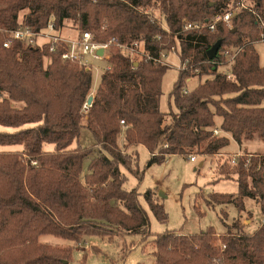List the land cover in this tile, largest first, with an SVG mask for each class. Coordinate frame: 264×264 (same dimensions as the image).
I'll list each match as a JSON object with an SVG mask.
<instances>
[{"label": "trees", "instance_id": "trees-1", "mask_svg": "<svg viewBox=\"0 0 264 264\" xmlns=\"http://www.w3.org/2000/svg\"><path fill=\"white\" fill-rule=\"evenodd\" d=\"M249 2L257 14L236 13L231 26L219 24L210 32L183 27L232 12L236 0H0V126L14 129L0 131V145L23 147L21 152H0V264L70 263L73 248L44 244L42 236L83 244L89 236L113 242L127 235H151L142 194L126 190L121 170L141 174L138 153L128 152L132 147L149 151L150 167L195 149L209 158H224L230 138L264 141V67L256 50L264 0ZM51 20L58 31L71 22L80 34L90 32L102 43L116 38L139 45L148 56L132 62L114 52L110 69L94 90L91 71L62 59L64 46L54 52L49 45L34 49L20 41L4 46L20 26L40 32ZM218 42L220 54L211 61L207 52ZM227 47L242 48L230 77L219 70ZM168 52L178 54L185 69L170 95L176 111L164 113L162 84L169 67L153 59ZM195 76L211 78L187 90ZM93 93L92 106L85 111ZM82 126L94 145L72 149ZM216 128L220 136H215ZM46 143L54 144L55 151H45ZM246 162H223L222 170L237 178L238 193L212 194L209 207L233 204L241 213L245 199H252L264 216V158ZM143 197L156 219L166 223L168 215L156 193L148 190ZM227 229L223 251L216 246L213 227L191 236L156 235L154 264H264V227L247 233L235 220ZM233 235L239 237L236 244Z\"/></svg>", "mask_w": 264, "mask_h": 264}, {"label": "rangeland", "instance_id": "rangeland-1", "mask_svg": "<svg viewBox=\"0 0 264 264\" xmlns=\"http://www.w3.org/2000/svg\"><path fill=\"white\" fill-rule=\"evenodd\" d=\"M24 14L22 13L21 18L24 17ZM78 34V31L72 27V23L66 22L58 35L70 39V37H77ZM256 50L260 54L261 66L264 67V44H257ZM117 51L116 49L110 51L109 58L95 64L97 68L93 71L94 90L98 87L101 77L105 73L104 68L110 65L108 60ZM167 55L166 66L169 69L163 79L160 104V109L164 113H168L171 110L176 111L170 95L182 67L178 54L168 52ZM227 68L228 66H220L219 70L224 71ZM208 78H211V76L191 77L187 90H193ZM262 106L264 107V101ZM216 120L218 123L221 122V118H216ZM0 131L12 132L14 129L0 126ZM124 136L123 132L119 138L121 147L125 145ZM93 145L94 139L91 133L82 126L80 135L73 142L71 148H90ZM44 150L54 152L55 145L46 143L44 144ZM21 151H23L21 145H0V152ZM128 152L138 153V169L141 174L135 175L122 167L121 170L126 178L125 188L128 191L136 190L142 194L141 201L148 212L151 235L148 237L127 235L124 238H115L113 242H109L107 238L89 236L83 244L71 243L53 236H42L40 241L44 244L73 248L74 253L68 264H154L152 243L156 235L174 232L191 236L206 231L210 227L216 230V246L223 251V246H225V241L227 240V237H225L228 230L227 226L232 225L235 220H240L241 224L244 225V232L247 233H253L260 226L263 216L259 206L252 199H245V210L241 213L233 204L211 208L206 202L212 194L238 193L236 176L229 170H222V164L226 160L230 161L229 158L238 155L240 152H248L253 155L264 154V141L258 137L245 138L242 143L230 138V145L224 149V155H221L224 158H209L198 154L195 149L189 155H174L171 156L168 162L150 167L148 166V161L151 159V155L145 147H132ZM97 154L98 149L94 151L93 156ZM191 154L197 157V162L193 163L189 160ZM90 159H87L84 163L81 175L82 180L88 173ZM148 190L155 192L156 197L163 204L168 215L166 223L158 221L145 202L143 194ZM223 212L227 213L226 218H224ZM238 238L237 235H233L232 241L234 242V239L238 240Z\"/></svg>", "mask_w": 264, "mask_h": 264}, {"label": "built area", "instance_id": "built-area-1", "mask_svg": "<svg viewBox=\"0 0 264 264\" xmlns=\"http://www.w3.org/2000/svg\"><path fill=\"white\" fill-rule=\"evenodd\" d=\"M236 1H237L236 9L233 10L232 12H227L225 14L218 15L212 21H207L205 23L186 22L183 27L184 28L183 30L203 31L207 29L210 32H215L219 24H226L228 26H231L232 16L236 13H240L242 11H251L254 14H257L255 11H253V5H251L249 0H236ZM58 34L59 31L56 29L53 20L49 21L47 27L40 32H36L28 26H20L18 29L10 33V37L7 40V42L4 44V46L6 48H9L12 42L20 41L23 42L26 46L32 47L34 49H41L44 46L49 45L51 47L50 48L51 52H54L57 46H64L66 47L65 52L62 54V59L64 61L75 62L82 69L91 71L92 73L97 68L95 64L99 61H104L105 59L109 58L110 55L109 52L114 49L120 51L124 56L129 57L132 62L142 60L145 56V52L141 46L139 45L128 46L127 44L121 43L116 38H111L109 41L102 43L95 40L94 36L90 32L81 33L80 36L75 40H66ZM258 43L264 44V21H262L261 23V36ZM101 50L103 51V55H99V52ZM241 51L242 48L227 47L224 48L223 51L221 52V55L225 59V64H223V66H228V68L224 72L227 76L229 77L231 76V67L234 64L237 54L240 53ZM148 58L152 59L151 57ZM167 58H168L167 53H162L159 58H155L153 60L157 64L166 65ZM187 63L188 61L185 63V66ZM109 69L110 66L104 68V72H106ZM180 69L184 70L185 67L183 66ZM183 92L187 93V90H183ZM93 95L94 94H92V96ZM90 108L91 105L89 106L86 103L85 111H88ZM121 123L125 124L124 121H122ZM221 133L222 132L218 128H216L214 131L215 136H220ZM253 157L264 158V154L253 155V154L239 153L238 155L229 158L230 159L229 163L232 166H236L238 165L241 158H246L247 159L246 165H249ZM189 160L194 163L197 161V157L191 154L189 156ZM260 226L264 227V216L262 217ZM237 242L238 240L234 239L233 243L236 244ZM223 248L225 249L226 247L223 246Z\"/></svg>", "mask_w": 264, "mask_h": 264}, {"label": "water", "instance_id": "water-1", "mask_svg": "<svg viewBox=\"0 0 264 264\" xmlns=\"http://www.w3.org/2000/svg\"><path fill=\"white\" fill-rule=\"evenodd\" d=\"M221 47H222V44H221L220 42L216 43V44H215V45H214V46H213V47L207 52L208 59L211 60V61L214 60V59L218 56ZM99 55H103V51H102V50L99 52ZM93 101H94V97L91 96V97L88 99L87 104H88L89 106H90V105L92 106ZM65 264H67V262H65Z\"/></svg>", "mask_w": 264, "mask_h": 264}, {"label": "crops", "instance_id": "crops-1", "mask_svg": "<svg viewBox=\"0 0 264 264\" xmlns=\"http://www.w3.org/2000/svg\"><path fill=\"white\" fill-rule=\"evenodd\" d=\"M62 30V29H61ZM60 30V31H61ZM59 31V32H60ZM79 33V32H78ZM80 36V33L77 35V37H70V39L69 38H65L64 36H61L62 38H64V39H66V40H75V39H77L78 37ZM106 68V67H105ZM240 153H242V152H240ZM244 154H252V153H248V152H243ZM193 155V154H192ZM168 162V161H167ZM197 162V161H196ZM202 166V165H201Z\"/></svg>", "mask_w": 264, "mask_h": 264}]
</instances>
